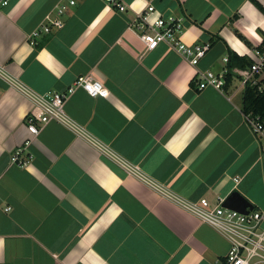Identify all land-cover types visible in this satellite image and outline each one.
Listing matches in <instances>:
<instances>
[{
    "label": "crops",
    "instance_id": "crops-1",
    "mask_svg": "<svg viewBox=\"0 0 264 264\" xmlns=\"http://www.w3.org/2000/svg\"><path fill=\"white\" fill-rule=\"evenodd\" d=\"M61 1L0 8V264L223 261L225 237L168 195L215 203L237 192L264 210V141L245 120L235 74L248 67L232 71L222 93L198 91L196 76L220 73L231 53L252 64L264 43L253 1L264 9V0H121L125 13L77 0L31 45L30 33ZM148 5L152 19H184V44L209 46L195 67L165 43L144 51L133 23ZM79 77L108 96L77 89L64 108L76 128L48 123L21 156L32 155L29 164L11 165L31 138L32 104L16 83L43 95ZM253 83L264 85V70Z\"/></svg>",
    "mask_w": 264,
    "mask_h": 264
},
{
    "label": "built area",
    "instance_id": "built-area-1",
    "mask_svg": "<svg viewBox=\"0 0 264 264\" xmlns=\"http://www.w3.org/2000/svg\"><path fill=\"white\" fill-rule=\"evenodd\" d=\"M111 9L125 13L126 5L121 0H101ZM13 0H0V8H7ZM77 0H63L59 2L53 11L29 35V43L36 45V40L42 34H48L50 27L59 28L62 24V17L67 10L74 7ZM155 12L151 5L137 15L133 23L138 31L139 40L144 46V51L154 50L160 43L169 45L180 57L186 59L189 64L195 67L206 52L208 45L189 46L181 41L184 30L183 18H162L152 19ZM227 63L228 59L225 58ZM264 70V48L255 51V59L248 68L247 73H235L239 76L242 87L254 85L255 76ZM229 73L224 68L220 73L198 72V91L206 88H213L219 92H224L226 86V76ZM17 89L31 102L32 109L25 118L27 132L31 136L24 144L18 147L9 158L11 165L20 168L26 167L32 160V155L27 154L22 158L31 145L32 140L39 135L45 125L50 122H57L68 128L75 129L74 123L65 114V104L77 89H82L92 98H106L107 89L98 81H91L87 77H79L64 92H48L43 95L35 94L22 85L16 83ZM252 133L264 141V123L259 117L251 114L244 115ZM130 172L143 178L136 169L130 168ZM145 180V179H143ZM151 186L152 183H149ZM184 210L193 214L203 223L218 231L229 243V250L223 261L218 264H264V210H251L247 214L222 207L223 200L218 199L215 203H210L206 198H201L196 202L182 201L174 196H169ZM8 210V209H7Z\"/></svg>",
    "mask_w": 264,
    "mask_h": 264
},
{
    "label": "trees",
    "instance_id": "trees-1",
    "mask_svg": "<svg viewBox=\"0 0 264 264\" xmlns=\"http://www.w3.org/2000/svg\"><path fill=\"white\" fill-rule=\"evenodd\" d=\"M253 4L264 16V9L255 1H253ZM235 34L245 44H248V42L239 33L235 32ZM263 47L264 43L261 50ZM250 65L251 63L245 58L239 57L234 53L229 54L226 66L229 71L226 76V86L229 85L230 79H232V71L235 69L249 68ZM242 112L244 115L251 114L254 117H259V119L264 123V85L257 83L244 87L242 93Z\"/></svg>",
    "mask_w": 264,
    "mask_h": 264
},
{
    "label": "water",
    "instance_id": "water-1",
    "mask_svg": "<svg viewBox=\"0 0 264 264\" xmlns=\"http://www.w3.org/2000/svg\"><path fill=\"white\" fill-rule=\"evenodd\" d=\"M222 207L240 214H247L249 211L253 210L250 203L237 192L228 195L223 200Z\"/></svg>",
    "mask_w": 264,
    "mask_h": 264
}]
</instances>
